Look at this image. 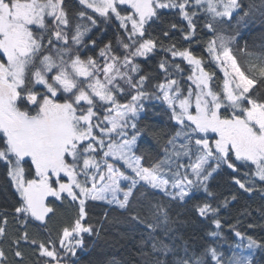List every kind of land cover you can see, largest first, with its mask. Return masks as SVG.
<instances>
[{
	"label": "snow or ice",
	"instance_id": "obj_1",
	"mask_svg": "<svg viewBox=\"0 0 264 264\" xmlns=\"http://www.w3.org/2000/svg\"><path fill=\"white\" fill-rule=\"evenodd\" d=\"M78 5L70 16L65 0H0V164L18 197L11 216L19 225L10 242L13 260L0 248V264H24L22 247L33 249L38 264H75L84 235L96 231L87 222L90 202L132 213L151 241L150 253L143 246L141 253L154 256L153 264H255L254 253L264 250V242L234 226L230 232L239 241L229 245L230 254L222 251L227 240L218 217L229 201L213 206L217 197L208 182L226 168L238 189L232 201L241 193L264 199V98L252 93L257 73L264 79V52H248L255 63L245 69L235 54L239 34L218 27L237 17V25L246 23L255 11L264 16V0L259 6L243 0ZM163 10L179 15L181 43H165L167 28L162 37L149 31ZM98 19H114L122 35L117 46L108 42L85 56L82 49L97 46L89 33ZM201 29L207 39L198 36ZM158 50L165 54L159 73L143 72L141 62ZM154 102L165 107L175 133L162 153L147 158L137 154L139 121ZM196 191L209 198L196 206L214 225L209 242L177 249L158 240L157 230L170 223L168 209L149 201L145 211L144 201L162 194L185 202ZM57 202H67L73 214L53 238L47 223L57 214ZM134 202L141 210H134ZM0 216L5 237L9 213ZM37 222L45 239L27 231Z\"/></svg>",
	"mask_w": 264,
	"mask_h": 264
},
{
	"label": "trees",
	"instance_id": "obj_2",
	"mask_svg": "<svg viewBox=\"0 0 264 264\" xmlns=\"http://www.w3.org/2000/svg\"><path fill=\"white\" fill-rule=\"evenodd\" d=\"M67 10L70 16L79 10L78 0H65ZM245 4L255 3L259 6L262 0H243ZM239 17H237V20ZM237 20H233L231 25H219L231 35H238V45L235 46V54L239 63L247 68L250 63H255L253 58L247 53L264 52V16L259 11H255L252 16L247 19L246 23L237 25ZM75 23V19L73 20ZM202 25L203 20L199 21ZM171 24H176L177 29L172 30ZM182 21L178 14L173 11L163 10L161 20L153 25L149 30L153 36L162 37V29L167 28L170 31V39L165 43H181L182 36L179 28L182 27ZM92 39H95L97 46L95 49L89 47L87 50L82 49L84 55H95L99 48L105 43L111 42L113 46H117V40L122 35V30L118 27V22L114 19L105 22L101 19L97 20V25L92 28L89 33ZM198 36L204 40L208 37L204 35V30L198 31ZM187 47V44L183 45ZM195 47V45H193ZM246 48L247 52H241L239 49ZM197 54L200 48H196ZM165 54L157 51L151 59L142 61L141 66L143 72L157 75L159 73L158 63ZM153 83L156 81L153 80ZM252 93L254 96L264 98V79L256 75V83L253 85ZM139 127L142 130V138L138 141V155H144L147 158L157 157L162 153L164 145L170 136L174 135L175 128L169 120V114L165 107L158 102L150 104L146 114H142L139 121ZM209 191H211L217 199L210 201L213 206L222 203L225 199L229 201L227 208H221L219 219L222 222L223 233L227 240L222 251L230 254L231 246L238 243L230 228L235 227L236 230L245 234V237L252 238L264 242V199L260 195L250 196L247 193L238 194L237 199L232 201V196L238 193L237 186L232 182L230 170L221 168L214 177L209 180ZM139 197V194H138ZM18 197L15 189L12 187L10 179L7 176L6 168L0 164V213H9V223L7 225V236L0 237V248L8 253L9 261L13 260L11 255L12 248L10 242L18 234L19 225L12 219L11 212ZM207 194L203 191H196L190 198H186L185 202L170 201L167 197L161 195L149 196L144 201L146 205L149 201L162 203L167 209L170 217L168 229H158L155 236L158 240L169 244L177 249H182L186 244L191 248H201L206 245L209 240V232L215 230L210 220L201 217L196 206L208 200ZM58 204L57 214L47 223V229L51 231L53 238L63 222L73 214V209L65 202L63 205ZM142 205L134 202V210H141ZM132 213L122 212L121 210H113L104 202H90L88 205L87 222L91 224L96 231L91 235H84V246L77 249V255L73 259L75 264H153L155 259L152 255L141 253L142 246L146 253L151 251V241L148 240V234L142 224L131 220ZM143 215V213H142ZM2 219V216H0ZM249 224L253 227L249 228ZM27 231L30 237L37 240L45 239L47 232L39 223L29 225ZM165 231L169 235H165ZM142 242H146L142 244ZM220 242H217L219 245ZM24 253V264H38L37 256L30 247H22ZM164 259L163 256L160 257ZM172 259L171 256L168 257ZM255 264H264V250L254 253ZM42 264V262H40Z\"/></svg>",
	"mask_w": 264,
	"mask_h": 264
}]
</instances>
